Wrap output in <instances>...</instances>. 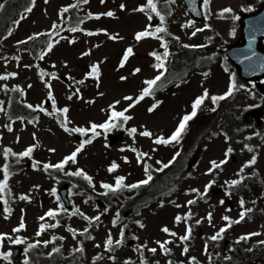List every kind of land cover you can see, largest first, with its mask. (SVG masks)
Here are the masks:
<instances>
[{
    "label": "rangeland",
    "instance_id": "1",
    "mask_svg": "<svg viewBox=\"0 0 264 264\" xmlns=\"http://www.w3.org/2000/svg\"><path fill=\"white\" fill-rule=\"evenodd\" d=\"M167 1L178 18L171 31L184 44L199 47H191L194 51L183 73H174L168 77L167 84L158 85L157 88L163 91L157 92V96L145 97L128 109L125 114L132 117L128 121L123 117L112 118L110 105L119 100L116 110H124L129 103L135 102L146 86L144 81L158 74L151 65L153 59L146 54L159 46V40L135 39V34L143 30L148 21L144 12L134 9L146 0H104L103 3L88 0V3H81L77 7L78 14L114 10L116 15L92 17L83 23V31L72 32L60 27L59 35L54 36L59 42L38 61L28 53L18 51V41L37 32H48L54 24L66 25L69 13L61 17V10L70 4L75 5L76 0H36L32 11L23 15L19 25H14L5 40L8 54L0 52V75L18 73L15 77L0 79V101H3V110H0V173L7 159L3 155L5 148L21 152L33 143L37 147L31 157H24L28 165L26 173L13 179L16 190L12 204L0 199V234H4L0 252L11 253L7 258L0 256V264H73L69 254L78 250L81 244L83 251L77 264H145L146 261L147 264H169V261L172 264H264V79L260 84L245 81L237 67L220 53L241 40L240 25L235 24L234 19L247 11L258 10L264 0H249L247 5H243L244 0H210L207 9L203 0L207 17L203 22L192 21L181 0ZM122 3L126 5L123 9L119 7ZM228 7L234 10L233 19L219 18L218 12ZM2 14L0 18H3ZM190 21L193 23L189 24ZM205 24L211 27L205 28ZM101 28L107 31L97 33L96 30ZM89 31L96 34L90 35ZM193 32L196 34L192 35ZM114 33L122 38L111 39L110 35ZM72 37H75V43L70 42ZM129 46L133 47L134 55L120 67ZM88 49L91 53L82 55ZM96 63L101 69L98 80L87 76ZM137 67L141 71L134 73ZM38 68L54 71L58 78L42 77ZM233 75L236 90L223 100L213 102L206 99L178 142L154 143L155 136L163 134L167 138L175 130L183 115L192 111L193 100L205 89L209 90L210 96L227 92ZM81 80L84 82L79 83ZM45 81L51 82L57 101L55 107L50 100L44 104L53 115L27 107L29 103L36 105L47 99L49 89ZM4 85L8 86L7 89ZM18 85L23 89L29 116L10 125L6 110ZM130 95L133 101L124 99ZM156 100L162 103L150 112L149 108ZM64 106L69 107V127H90L93 122L106 123L110 119L113 126L97 129L100 135L95 139H92V133H70L55 114L56 107ZM35 111L36 115L31 114ZM36 117L39 119L33 122ZM131 127L138 130L135 136L129 131ZM145 128L152 131L153 138L140 134ZM110 136L114 138V144H111ZM86 138L92 142L77 154L75 162L69 161L65 165V170L74 172L83 168L93 178L85 181L89 188L71 180L57 179L47 171L45 164L58 163ZM133 148L149 152L144 162L158 167H163L175 153H180L169 165L175 166L174 170L168 172L155 189L157 193L142 200L136 211L122 207V202L114 197L117 193H112L114 196L106 203L101 197L107 191L101 182L115 183L117 175H124L127 184L146 178L145 163L137 161ZM229 148L232 152L226 155ZM125 156L129 158L127 162ZM253 157L255 163L244 167ZM224 159L228 161L226 164L213 172L207 171L212 160ZM36 161L40 164L34 168L32 165ZM114 161L119 167L110 172L109 166ZM2 177L0 175V179ZM240 177H243L240 180L243 185L249 183L253 189V200L262 194L260 201L241 207L235 197L228 196L229 182ZM65 184L71 197V210L66 209L58 193ZM209 184H212L210 189ZM25 194L31 198L22 199ZM189 200L196 202L189 205ZM61 206L63 211L59 210ZM50 209H58L57 215L47 216ZM245 209L250 211L242 221L232 223L222 238L211 239L227 223L222 219L224 216L236 220ZM189 211L192 212L190 219L185 216L181 222L175 221L178 214ZM210 212L211 221L208 219ZM117 213L119 221L114 224ZM95 216L100 217L99 221L88 219ZM198 220L201 222L197 223ZM21 224L25 226L20 228ZM41 224L46 225L43 231ZM165 225L177 235L165 233L162 230ZM188 225H191L190 238L181 241L179 236L186 234ZM122 231L123 242L116 244ZM109 233L114 241L110 248L105 246ZM249 233L255 235L239 240L241 235ZM166 240H171L165 245L171 250L168 253H164L157 243ZM141 245L146 247L140 248ZM16 247L21 248V253L14 258L12 253ZM185 247L188 249L186 254ZM151 248L157 251L153 253ZM193 256L197 258L195 262L191 259Z\"/></svg>",
    "mask_w": 264,
    "mask_h": 264
},
{
    "label": "snow or ice",
    "instance_id": "2",
    "mask_svg": "<svg viewBox=\"0 0 264 264\" xmlns=\"http://www.w3.org/2000/svg\"><path fill=\"white\" fill-rule=\"evenodd\" d=\"M35 2H36V0H31V5L34 6ZM101 2L103 3L104 0H101ZM81 3H88V0H77V3L75 5H71L70 4V5L66 6V7H64L61 10V13H60L61 17H63L64 13L68 12V10L70 8L78 7ZM158 3H159V0H146V3L141 4L138 9H134V11L138 10V11L146 12L148 20L150 21V23L148 25H146L143 30L138 31L135 34V39L137 41H139L142 38L158 37L162 41L163 52L161 53V52H158V51H153V52L150 53L153 57L156 58V63L154 64V68L158 70V74L154 78H149V79H146L144 81L146 86L140 91L139 95L135 98V102L134 103H129L127 108H125L124 110H122V111H117L116 110V105H119V103H120L119 100L115 101L113 105H110L111 117L112 118L123 117L124 121H128V120L132 119V117L130 115H126L125 114L128 111V109L134 107L135 103H139L140 101H143L145 97L154 96L156 88H157V85H158V82H160L162 80V78H165V73L167 72V63H166V61H167V58L170 55V51H169V41L167 39H165V36L163 35V33H166L168 31V29H167L166 23H165L166 22V16L161 11V9L158 7ZM209 5H210V0H204L205 9H207ZM119 7L121 9H123V8L126 7V5L122 3V4H120ZM2 8H3V4H0V9H2ZM24 11L30 13L32 11V7H25ZM233 11L234 10L231 7L221 9L222 13H231ZM115 15H116V12L114 10H108L107 12H103V13H92V12H89L87 14V17L88 18H92V17L99 18L101 16L113 17ZM154 17H158V21H159L155 25H153L151 23V21L153 20ZM236 18L238 19L239 17L237 16ZM23 19H24V16H23V14H21L20 19L14 21V24L19 25L20 20H23ZM79 23H82V21H79ZM192 23H193L192 21L189 22V24H192ZM60 27H61V25L54 24L52 26V29L48 30V35L49 36H58ZM204 27L205 28H210L211 25L210 24H205ZM71 31L72 32L77 31L76 27H73L71 29ZM106 31L107 30L103 29V28L96 30L97 33L98 32H106ZM196 31H201V29H196ZM8 34L11 35V30H9ZM89 34L91 35V34H96V33H93L91 31H89ZM195 34H196V32L192 33V35H195ZM233 34H234V30H233ZM41 35H44V33H40V32L34 33L33 35L27 37V40H29V41L30 40H34L35 38H37V37H39ZM110 38L113 39V40H116V39L122 38V37H119L118 33H114V34L110 35ZM176 39H179V37H176ZM255 39H256L255 35H250V37H249L250 46H251V42L254 41ZM25 42L26 41H18V43H20V44H24ZM58 42L59 41L56 40V39L49 40L47 42V51L50 52L53 49L54 45L56 43H58ZM70 42L75 43V37H72L70 39ZM187 47H199V45H187ZM90 53H91V49H88L87 52L82 53V55H88ZM45 54H46L45 50L42 49L40 51V54H39L40 58L43 59ZM132 55H134V50H133L132 46H129V47H127V49L125 50V53L123 54V57H122L121 62H120V67H123L125 62H127L129 57L132 56ZM252 56H256L255 51L252 52ZM252 56H245L244 59L245 60H250L252 58ZM17 59H19V57H17ZM260 68L264 69V61L260 62ZM133 71H134V73H139L141 71V69L139 67H137ZM40 74H41L42 77L51 76L53 78H58V74L56 72L48 73V72H46L44 70H41ZM17 75H18V73H16V72L5 73L3 75H0V79H7L9 77H15ZM100 75H101V69H100V66H99L98 63L93 64L91 66V70L87 73L88 77H94L97 80L100 78ZM121 79H126V77H121ZM83 82H84L83 80L79 81V83H83ZM45 83H46V87L49 89L48 94H47V99L45 101H43L42 103H38L36 105H33V104L29 103V104H27V107L29 109H33V108L40 109L41 111H43V112H45V113H47L49 115H53V113L49 111L48 107H44V104H46L50 100L51 101V105L55 107L56 104H57V101H56V97H55V95L53 94V91H52L51 82L45 81ZM3 87L5 89H7L8 86L4 85ZM236 87H237V83H236L235 77L233 75L229 90L227 92L223 93L222 95H211L210 96L209 90L205 89L201 95L197 96L193 100V102H192V111L190 113H186V114L183 115V117L179 121L178 126L175 128V130L167 138L163 134L155 136L154 137V143L166 145V144H169L171 142H178L182 138V134L187 129L189 121L197 116L198 110L201 108L202 104L205 102L206 99L210 98L213 102L219 101V100H223L227 96L231 95V93L236 90ZM17 88H20V86L18 85ZM20 90L23 91L22 88H20ZM77 92H79V89H77ZM69 99H71V96L69 97ZM124 99L128 100V101H133V97L131 95L124 97ZM161 103H162V101L156 100L150 106L149 111L150 112L154 111L159 106V104H161ZM0 110H3V101H0ZM68 113H69V107L68 106L56 107L55 114L62 119V121H63L62 127L66 131H68L70 133H79V134H85V135L88 134V133H92V139H95L96 136L100 135V133L97 131V129H108V128L113 126L112 122H111V119H110L106 123L96 124V123L93 122L90 127H81V126L69 127ZM38 119H39V117H36L33 120V122H35ZM129 131L133 134V136H135L138 130H137L136 127H131L129 129ZM140 134L143 135V136L149 137V138H153L152 131L148 130L147 128H145L143 131H141ZM91 142H92V140H90V139H87V138L84 139L83 142H81L79 144V146L75 148L74 151H72L69 155L65 156L58 163L53 164V163L49 162V163L45 164L44 167L46 169H60V170H63L65 165H67L69 163V161L75 162L77 160V154L80 153L82 149H84L85 145H87V144H89ZM36 147H37V144L33 143L30 146H28L24 151H21V152H14L11 147H7V148L4 149L3 155L6 158L9 157V156L31 157L33 155V151H34V149ZM132 150L135 152L136 157H137V161L139 163H145L144 162V158L148 157L150 155L149 152L137 151L135 148H133ZM50 151L54 152L55 149H50ZM231 152H232L231 148L227 149L226 155L231 153ZM179 155H180L179 152L175 153L173 159L169 160L167 164H163V162H161L163 164V168H167L170 164H172L174 162V160H175V157L179 156ZM255 159L256 158L253 157L251 160L247 161V163L244 165V167H247V165H250V164H254L255 163ZM124 160L127 162L129 160V158L127 156H125ZM227 162H228L227 159L220 160L219 162H217L216 160H212L210 162L211 163V167L207 171L208 172H213L214 170L220 168L222 165L226 164ZM39 164H40V162L36 161V162L33 163L32 166L35 168ZM118 167H119L118 163H116L114 161V162H112L110 164L108 170L110 172H112V171H115ZM151 167L152 166L150 164H146L145 163V173H146V178L145 179L139 180V181H137L135 183L127 184V183H125L126 177L124 175H117L115 177V183L101 182L102 183V187L104 189H107V190H120L122 188L135 189V188H138L141 185L148 184L153 179L152 173L149 171V169H151ZM163 168L159 169V171H162ZM0 175L3 176V179H0V193H4L7 190H9V188H10V186H9V177L11 175V172H10V165L8 163H5L2 166V173H0ZM72 175L84 176V177L87 178L88 181H92V179H93L92 176L89 175L83 168H80L79 170H76V171L72 172ZM242 179H243V177H240V179H233L229 183L231 185H236V184L240 183V180H242ZM212 183L214 184V181ZM207 187L210 189L212 187V184L207 185ZM190 191L196 192V191H199V190L198 189H191ZM21 198L22 199H30L31 197H28L25 194ZM0 199H4L5 203H7V199H6V197L4 195H0ZM195 202H196L195 200L187 201V203L189 205H191V204H193ZM240 203H241V205H243L244 201L241 200ZM59 210L63 211L64 209L61 206V208ZM57 211H58V209H50L46 213V215L49 216V217L56 216L57 215ZM247 211H250V210L249 209H245L240 214L239 218L236 219V220H233L232 217L224 216L222 219L224 221H226L227 223H225L222 227H220L218 232L215 235H213L211 237V239L212 240H217L219 238H222V234L226 231L227 228L231 227L232 223H238V222L242 221L245 218V215L247 214ZM185 216H187V218L190 219L191 216H192V212L189 211L188 213H186L184 215H179L178 214L175 217V221L177 223H179L182 220H184ZM40 219L43 220L44 217H41ZM88 219L89 220L99 221L100 217L99 216L88 217ZM208 219H209V221H211V219H212V213L211 212L208 213ZM118 221H119V213H117V219L114 220L113 223L114 224L118 223ZM200 222L201 221H199V220L197 221V223H200ZM137 223L140 224L141 226H143L141 221H137ZM56 224L57 225L59 224L58 220H57ZM24 226H25L24 224H21L20 228H23ZM49 226H56V225H49ZM45 227H46L45 224H41L40 225L41 231H43ZM162 230L165 233H169L171 236H176L177 235L175 232H173L171 229H169L167 225H165ZM84 231H87V229H84ZM3 235L4 234H0V242H2V240H3ZM123 235H124V233L122 231L121 234H120V239L115 241L116 244H120V243L123 242ZM190 235H191V225H188L187 228H186V234L182 235V236H179V239L181 241H187V240H189ZM251 235H255V233H249V234L241 235L239 237V240H244L246 238H249ZM16 242L19 243V241H16ZM44 243L46 244L48 242L44 241ZM113 243H114L113 238H112L111 234L109 233V235L107 237V240H106V245L105 246L110 248L113 245ZM157 243L161 246V248L163 249L164 253H168V252L171 251L168 247L165 246V245L171 243V240L158 241ZM262 243H264V242H262ZM144 247H146V245H141L140 246V248H144ZM80 250L83 251V245L82 244L80 246ZM53 251H56V249H53ZM150 251L155 253L157 251V249L156 248H151ZM187 251H188V249L185 247V249H184L185 254L187 253ZM0 256H5L7 258V257L11 256V253L10 252H8V253L0 252ZM113 259H115V258L113 257ZM191 259L193 260V262H195L197 260V258L195 256L191 257ZM145 264H147V261L145 262ZM169 264H172V262L169 261Z\"/></svg>",
    "mask_w": 264,
    "mask_h": 264
},
{
    "label": "trees",
    "instance_id": "3",
    "mask_svg": "<svg viewBox=\"0 0 264 264\" xmlns=\"http://www.w3.org/2000/svg\"><path fill=\"white\" fill-rule=\"evenodd\" d=\"M31 5V0H14V1H9L8 4L5 6V11L8 12V16L7 14L4 15V19H5V23H9L10 26L8 24H4V23H0V50L1 51H6L7 47L3 44V38L7 37L8 35V31L9 28L11 27V22L10 20H8L10 17L13 16H20L21 13L25 12L24 9L25 7H29ZM158 7L161 9V11L165 14L166 16V27L168 29V31L166 33H163V35L165 36V39H167L169 41V51H170V55L167 58V68L168 69H173L175 68V70H182L184 64H185V60L190 57L192 50L189 49L188 47L184 46V45H180L179 44V40L176 39V36L172 35L169 33V26L170 24L173 23V21L175 20L174 17V13L173 11H169L167 9H165V0H159L158 3ZM72 17L73 14H71ZM171 18V19H169ZM158 17H154L153 20L151 21V23L153 25H155L156 23H158ZM49 41L48 36L46 35H42L40 37L35 38L34 40H31L27 45H21L20 47L23 50L29 51L32 50L33 54L36 55L37 53H39L42 49L45 48V46H47V42ZM173 49V50H172ZM156 51L158 52H163V48L162 45L159 49H157ZM20 97V96H19ZM19 97H16L13 99V102L10 106V110H9V116L11 118H16L18 117L20 114V112H22V107H23V103L22 100L19 99ZM24 164H21L19 162V157L16 158V163L12 164V167H10V172L11 175L9 177V191H12L13 189V185L10 183V179L11 177L15 174V173H19L24 171ZM57 175L58 172H56ZM156 177L147 185L145 186H141L137 189L138 193L140 194V196L142 197H146L148 195H150L154 188L157 186L158 183H160V181L162 180V174L161 173H155ZM247 187H242V186H237L234 188V192L240 196L243 197L244 195L247 194ZM247 196V195H246Z\"/></svg>",
    "mask_w": 264,
    "mask_h": 264
},
{
    "label": "water",
    "instance_id": "4",
    "mask_svg": "<svg viewBox=\"0 0 264 264\" xmlns=\"http://www.w3.org/2000/svg\"><path fill=\"white\" fill-rule=\"evenodd\" d=\"M201 0H184L189 13L192 14L196 20H202V14L200 10ZM2 0H0V4ZM243 42L240 45L231 47L227 53L230 58L240 68L242 76L247 79H260L264 76V69L260 68V62L264 61V50L259 46L256 56H252V52L245 50V45L251 34H255L258 41L264 39V6L262 10L257 14L247 15L243 18ZM264 48V46H263ZM262 50V51H261ZM245 56H252L250 60H245Z\"/></svg>",
    "mask_w": 264,
    "mask_h": 264
}]
</instances>
